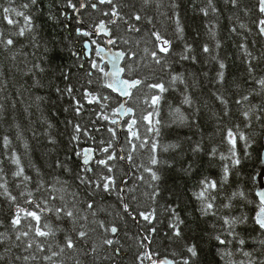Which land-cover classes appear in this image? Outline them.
Masks as SVG:
<instances>
[{
	"label": "snow or ice",
	"instance_id": "obj_1",
	"mask_svg": "<svg viewBox=\"0 0 264 264\" xmlns=\"http://www.w3.org/2000/svg\"><path fill=\"white\" fill-rule=\"evenodd\" d=\"M8 2L9 6L2 7L3 21L9 26L19 25V20L12 18L14 14L23 19L24 25L19 26L18 31H10L7 38L0 32V44L6 52H11L16 43L13 37L24 38L26 32L30 33L34 49L39 52L43 47L38 61L24 72L32 79L30 88H43L42 77L67 81L63 88L56 86L55 91L61 98H70L68 107L63 110L65 113L71 111L74 117L65 122V127L71 129L68 136L71 151H65L63 158L56 150L58 139L52 131L53 123L43 116L39 119L42 130L29 129L33 139L42 136L51 146L42 153L39 164L33 162L30 145L23 138L19 124L13 126L16 128V140L25 150L26 165L12 147L13 141L7 132L0 136V200L5 202L0 204V214L7 218L5 231L0 232V244L8 239L7 229L10 227L16 241L24 245L23 250L27 253L16 256L15 261L22 260L24 264H40L41 261L43 264H117V257L124 253V246L119 240L121 227L125 228L124 234L128 236L127 223L131 221L143 228L145 233L137 236L140 242L132 264L137 261L139 264H145V261L149 264H199L203 249L196 239L186 236V231H194L185 219L189 215L188 206H191L193 223L200 229V240L203 241L206 235L215 256L219 257L213 260V264H264V191L257 192L254 199H249L238 189L227 197L221 196L225 185L230 183L233 170L241 165V144L243 157L251 158L254 146L259 143L260 137H264V47L256 54L253 50L256 41L249 47L246 37H242L241 42L235 45L238 50L236 60L243 66L242 74H233L230 78L228 61L232 58L221 55L225 42L218 38V21L207 19L210 13L218 16L217 0H207V4L198 10L205 17L207 34L212 41L211 44L205 41L199 47L185 38L180 0H170L171 15L167 18L172 25L171 36L163 35L156 29L152 17L134 10L135 5L130 0H125L123 4H117L115 0H63V10L58 15L50 14L48 20L61 23V17H66L68 9L81 13L76 20L80 27L74 30L75 37L83 46L80 55L85 54L84 50L89 49L90 44L97 43L91 37L101 33L107 37L109 45L121 40L129 45V40L122 36L114 38L108 25L124 27L127 33L138 35L137 47L144 34L150 37L148 42L152 44V49L145 47L143 52L151 57V62L159 71L168 76L167 80L154 76L149 81L147 77L134 75L145 57H137V53L129 47L127 51L116 52L110 57L112 71L104 72L97 68L95 61L90 62L92 69L103 72L106 77L100 89L92 87V71L86 72L88 86L78 88L71 83V71L66 72L63 66L56 64V42L48 40L41 45L36 34L35 16L11 6V0ZM153 3L159 10V0H142V8L147 9ZM192 3L195 7L196 0ZM222 3L237 8L239 0H222ZM104 5L108 7L105 9ZM21 7L25 10L39 7V0H28ZM89 8L93 13L99 12L107 17V21H85L83 10ZM124 8L128 11L123 12ZM257 10L261 14L256 24L257 35L264 38V0H258ZM145 24L151 27L145 29L142 27ZM85 26L90 30H82ZM64 27L67 28L68 24L65 23ZM237 28L249 31L244 23H239L229 28V32L233 36L240 35ZM172 37L181 42L179 50ZM95 51L99 55L103 49L97 47ZM19 54L12 52L9 59L15 61ZM120 60L124 61L123 67L117 63ZM202 61L204 66L213 65L214 73L197 72L186 67L200 65ZM176 65L185 66V70L180 71ZM149 70L155 72V69ZM141 86L148 89L143 93V103L147 107L137 117L135 109L126 106L124 98L136 97L142 90ZM6 89L7 85L0 82V91ZM170 92H179V98L168 104V118L164 119L161 102L167 99L166 94ZM21 96L18 89L17 98ZM44 99L36 95L34 103L28 104L24 113L29 114L33 107L40 112ZM86 105L95 109L87 122L79 119ZM11 106L16 108V104ZM205 110L210 112V117L206 116ZM5 116L6 107L0 103V121H4ZM208 118L214 121V135L219 137V142L210 148L204 145L203 133L200 139L195 138L196 130L204 127L201 121ZM142 126L143 135L140 131ZM257 126L259 132L256 131ZM173 127L187 128L191 135L163 143L164 130ZM88 141L92 143L88 144ZM146 148L147 164H136L134 154ZM161 153H167L168 158L161 159ZM202 156L207 157L209 168L220 167L218 179L203 171L200 165ZM217 157L221 162L219 165L214 163ZM257 159L264 162V153L258 152ZM6 162L9 165L7 168ZM125 164L129 168H142L148 175V180L144 175L136 177L147 184L148 190L141 194L150 201L147 206L137 195L136 188L129 186L125 179L129 175ZM177 164L184 180L183 189L169 190L170 199L163 212H159L155 206L162 195L161 186L166 183L164 176L176 172ZM117 171L121 173L119 177ZM162 215L167 229L164 239L171 245H181L179 260L174 259L176 251L171 253L173 259L154 258L156 252L149 251L160 231L158 225L164 223L160 219ZM128 238L133 239L131 236ZM18 246L15 243L12 245ZM11 250V247L5 246L4 253H0V264H14L9 255Z\"/></svg>",
	"mask_w": 264,
	"mask_h": 264
},
{
	"label": "trees",
	"instance_id": "obj_2",
	"mask_svg": "<svg viewBox=\"0 0 264 264\" xmlns=\"http://www.w3.org/2000/svg\"><path fill=\"white\" fill-rule=\"evenodd\" d=\"M28 0H11V6L16 7L20 11H27L29 14L35 16V24H36V34L38 39L40 40L41 45L44 44L45 41L53 40L56 42L57 46V57L56 64L64 67V70L68 72L69 70L73 74L71 83L76 87L85 86L87 87V81L89 77L86 75L87 71H92L93 75L90 78L93 81L92 87L95 89H100V86L103 84L105 77L104 73L97 71L91 68V61H95L98 69H103L106 71V65L101 63V58L97 55L95 49L99 46H105V37L104 36H92L91 40H95L97 43L92 44V52L90 58H86L84 55H80L82 52V44L75 37V29L80 27L76 23V20L80 18L81 13L68 9L66 17H61V23L56 24L48 20L50 14L58 15L60 11L63 10V0H39V7H34L30 10H25L21 7L22 4L27 3ZM117 4H123L125 0H115ZM132 4L135 5L134 10H139L141 15H148L153 18L155 22V28L159 29L163 35L171 36L172 25L168 20V16L171 15V8L169 7L170 0H159L161 3V7L159 10L156 9L155 3L147 9L142 8V0H130ZM181 8L179 9L180 14L183 19V24L185 26V38L188 42H195L197 47L200 44L207 41L208 43H212V41L208 37V30L205 27V17L199 13V8L201 6H205L207 4V0H196L195 7H193L192 0H180ZM258 0H239V4L237 8H232L230 5L225 6L222 3V0H217L218 6V16L209 15L207 18L210 21H218V38L223 40L224 47L221 49V55L225 57H231L232 59L228 61L229 63V75L230 78L234 74L235 76H240L242 74L243 66L236 60V56L238 54L237 47L241 42L242 37H246V42L249 47H252V43L255 40V48L253 49L256 54H259V50L261 47H264V38H261L257 35V27L256 24L258 22V18L260 17V13L257 10ZM9 6L8 0H0V32L3 33L4 37L7 38L10 31H18L19 26L24 25V21L22 18L15 17L12 15L13 19L19 20V25L17 26H9L6 21L2 19V7ZM51 6V12L49 8ZM105 9L108 7L107 5L102 6ZM84 11V20L85 21H96L104 19L107 21V17H103L101 13L95 12L92 10L86 9ZM123 12H127L128 9L124 8ZM245 11H247V15H245ZM164 13L165 15H161ZM231 18V20L229 19ZM67 23L68 27H64V24ZM239 23H244L246 28L249 31H244L237 28V31L240 35L233 36L229 32V28L235 26ZM108 27L113 30V36L119 35L125 39L129 40V45H125L122 40L118 41L115 45H112V48L118 51H127L129 47L133 51L137 53V57H145L144 60L140 61L139 71L138 73H134V75H138L140 78L147 77L149 81H151L154 76L162 77L164 80L168 79V76L161 71L158 70V67L151 62V57L146 56L143 52L145 47H148L150 50L152 49V44L149 41L150 37L147 34H144L143 39L140 42L139 47L136 46V40L139 38L135 33H127L124 27H117L115 25L109 24ZM143 28L147 29L151 26L143 25ZM167 29V31H166ZM82 30H90L86 26L82 28ZM71 37V39H68ZM174 44L179 50L182 47L181 42L175 41ZM16 41L14 47L11 52H6L3 45L0 44V73H8L7 76L0 74V82H3L7 85L6 91H0V103L4 104L6 107V116L4 121H0V136L7 134L12 138L13 144L12 147L17 150V152L21 155L24 164L28 163L27 157L25 155V150L20 141L16 140V128L13 126L14 124H19L20 129L22 131L23 138L29 143L32 160L35 163L41 162L42 153L46 152L50 145L47 144V141L44 137H39V139H33L32 132L29 130L30 128H34L37 131L42 130L41 125L39 123V119L41 116L43 118L48 119L51 123H53V133L58 139V144L56 150L61 153L63 158V153L65 151H71V146L68 144V136L71 132L70 128L65 127V122L67 119H73V114L70 112L65 113L64 108L68 107L70 98L65 96L63 98L59 97L55 91V87L59 86L63 88L67 81H61L57 79V77H42V82L44 87L41 89H31L30 85L32 83V79L24 75V72L27 69L31 68L33 62H37L39 59L40 53L43 52V47L41 46L39 52H37L33 45L30 43L31 34L26 32L24 38L13 37ZM84 40H88L89 38H83ZM51 47V44H49ZM12 52H19L15 61L9 59ZM76 53L77 55H73ZM147 64L148 67H144ZM83 65V68H81ZM124 66V61L122 62V67ZM176 67L180 71L185 70V66L176 65ZM189 70L193 68L197 71H210L214 73L213 65L209 64L207 66L203 65V61L200 65L197 66H186ZM149 69H155L153 73ZM58 75V74H57ZM51 85V87L49 86ZM142 90L140 93L136 94V97L132 99H127V106H132L135 109V115L137 117L140 116L141 110L145 109L147 106L143 103V93L147 92L148 89L141 86ZM20 90L22 96L17 98V90ZM110 91V90H107ZM36 95L43 96L44 102L41 105V111L37 112L35 107H33L29 114L24 113V108L28 104L34 103V98ZM79 96V93H77ZM115 95V94H113ZM167 99L162 101L163 106V117L167 119L168 116V104L173 102L174 100H178L179 92L173 94L168 93ZM2 97H8L9 99L4 100ZM23 101V103L21 102ZM86 104V102H84ZM12 104H16V108H12ZM150 111L151 109H147ZM95 109L93 106L86 105L83 116L79 119L87 122L91 116V113L94 112ZM206 116L210 117V112L205 110ZM15 117V120H13ZM94 118V117H91ZM128 119V117L124 118ZM33 121V123H29V121ZM106 123V122H105ZM123 123V120L121 121ZM201 123L204 125L203 128L196 130L197 136L196 139H200V134L203 133L205 135L204 145L207 148L213 146L214 143L219 142V137L214 135L215 132V123L212 119L208 118L206 120H202ZM141 124L143 122L141 121ZM141 134H144V127L140 128ZM244 131H249L248 129H244ZM256 131L259 132L260 128L257 126ZM191 131L187 128H171L165 129L164 135L162 137L163 143L175 142V140L179 137L180 139H184L186 136H190ZM263 138H259V143L254 146V150H252L251 158L243 157V146H240L241 152V165L238 169L233 170V174L230 176V183L225 185L223 192H221V196L227 197L231 194L233 190H241L243 191L249 199H254L255 197V178L258 175L261 169V162L257 159V153H262L264 144ZM92 141H88V144H91ZM2 151V148H0ZM126 154V153H125ZM136 164H147V156L148 149H144L142 151H137L135 154ZM161 159L168 158L167 153L160 154ZM2 158V157H0ZM215 165H219L221 162L218 157L214 162ZM200 165L203 171L212 176L213 178L218 179L221 169L220 167L213 166L211 168L207 165V157H203L200 161ZM5 167H9L7 162L5 163ZM125 170L129 172V175L125 177V179L129 182V186L136 188L137 195L140 196L141 200L144 201L147 206L150 204V201L145 200V198L141 195L147 189V184L141 182L136 179L139 175H144L145 179L148 180L149 177L146 173L143 172L142 168L135 169L129 168L126 164L124 165ZM162 176L164 175V170H161ZM121 173L117 171V176L119 177ZM182 173L179 172V164L176 165V172L169 173L164 176L166 183L161 186L162 195L159 198V203L155 207H157L159 212H163V209L170 199L169 190L179 187L183 189L184 180L181 179ZM9 179L11 176L9 174ZM193 183L195 181H192ZM71 183V180H69ZM14 189V186H13ZM14 194L15 193L14 191ZM5 202L0 200V204H4ZM187 205V202H185ZM219 203V201H218ZM189 215L185 216L186 221L192 225L194 231H186V236L192 237L200 243L201 248L203 249L199 264H213L214 259H219L218 256H215V250L212 245L208 243L207 236H204L203 241L200 240V229L196 227L193 223L194 216L191 215L192 208L188 206ZM164 223L158 225L160 228L159 233L156 235L155 243L149 249L150 252L155 251L156 256L154 258H166L173 259L171 253L173 251L177 252V256L174 259H180V249L181 245H171L168 240L164 239L166 229V220L162 215L160 217ZM7 222V218L0 214V232L5 231L4 225ZM123 225V222H121ZM203 227V226H201ZM26 230V229H25ZM8 231V239L4 244H0V253H4L5 246L11 247V253L9 254L14 261V264H24L21 261H15L16 256H23L27 253L24 252V245L21 242L16 241L15 233L9 227ZM127 232L128 236L133 237V239H129L128 236H125V228L121 227V232L119 236V240L121 244L124 246V253L121 257H117V264H132L134 260L135 253L137 252V244L140 242L137 239L138 234L143 235V228L138 225L128 221L127 223ZM24 240V238H22ZM99 243V239L96 241ZM19 245L18 247H12L13 244ZM147 244V241H144ZM34 264V262H31ZM40 264H43L41 261ZM136 264H139L137 261ZM145 264H149L148 261H145Z\"/></svg>",
	"mask_w": 264,
	"mask_h": 264
},
{
	"label": "water",
	"instance_id": "obj_3",
	"mask_svg": "<svg viewBox=\"0 0 264 264\" xmlns=\"http://www.w3.org/2000/svg\"><path fill=\"white\" fill-rule=\"evenodd\" d=\"M96 36H104L102 33L99 34V35H96ZM106 39H105V44L107 46V48H102L103 51H101L99 53V56L101 58V63L102 64H105L106 65V71L105 72H108V71H112L113 70V64L109 62L110 60V57L112 55H114L116 52H119L118 50H115L111 47V45L107 44L106 43V40H107V37L104 36ZM90 52H91V48L89 47V49L85 50V56L87 58L90 57ZM122 62L123 60H120L118 61L117 63H119V65L122 67ZM106 79V77H105ZM127 99L128 98H124V101L126 103V106H127ZM126 118V117H124ZM123 118V119H124ZM263 144H264V138H263ZM262 153H264V148H263V151ZM255 185H256V189H255V194L259 191H264V162H261V169H260V173L257 175L256 179H255ZM159 259H166V258H159Z\"/></svg>",
	"mask_w": 264,
	"mask_h": 264
},
{
	"label": "bare ground",
	"instance_id": "obj_4",
	"mask_svg": "<svg viewBox=\"0 0 264 264\" xmlns=\"http://www.w3.org/2000/svg\"><path fill=\"white\" fill-rule=\"evenodd\" d=\"M94 36H96V35H94ZM96 37H99V36H96ZM107 48V46H106V44H105V46H99V48ZM111 47H112V45H111ZM90 48H91V52H92V44H90ZM114 49V48H113ZM84 52H85V50H84ZM91 52H90V56H91ZM85 56V55H84ZM86 57V56H85ZM87 58V57H86ZM90 58V57H89ZM260 173V172H259ZM258 173V174H259ZM257 177V176H256ZM256 179V178H255Z\"/></svg>",
	"mask_w": 264,
	"mask_h": 264
},
{
	"label": "rangeland",
	"instance_id": "obj_5",
	"mask_svg": "<svg viewBox=\"0 0 264 264\" xmlns=\"http://www.w3.org/2000/svg\"><path fill=\"white\" fill-rule=\"evenodd\" d=\"M260 172V171H259Z\"/></svg>",
	"mask_w": 264,
	"mask_h": 264
}]
</instances>
